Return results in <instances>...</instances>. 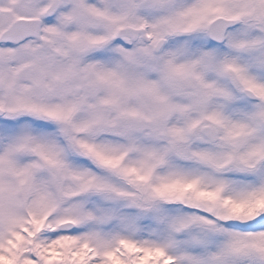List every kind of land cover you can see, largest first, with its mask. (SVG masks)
Returning <instances> with one entry per match:
<instances>
[{
	"label": "snow or ice",
	"instance_id": "6c2138e0",
	"mask_svg": "<svg viewBox=\"0 0 264 264\" xmlns=\"http://www.w3.org/2000/svg\"><path fill=\"white\" fill-rule=\"evenodd\" d=\"M0 264H264V0H0Z\"/></svg>",
	"mask_w": 264,
	"mask_h": 264
}]
</instances>
